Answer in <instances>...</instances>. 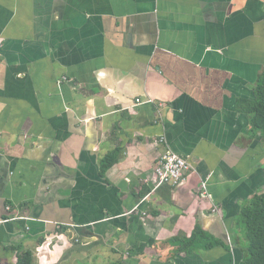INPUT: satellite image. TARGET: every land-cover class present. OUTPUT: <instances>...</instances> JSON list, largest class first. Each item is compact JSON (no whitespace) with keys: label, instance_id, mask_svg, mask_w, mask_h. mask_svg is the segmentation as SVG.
<instances>
[{"label":"crops","instance_id":"1","mask_svg":"<svg viewBox=\"0 0 264 264\" xmlns=\"http://www.w3.org/2000/svg\"><path fill=\"white\" fill-rule=\"evenodd\" d=\"M263 73L264 0H0V264L15 247L32 264H242L264 137L239 101ZM168 147L194 168L155 188Z\"/></svg>","mask_w":264,"mask_h":264},{"label":"trees","instance_id":"2","mask_svg":"<svg viewBox=\"0 0 264 264\" xmlns=\"http://www.w3.org/2000/svg\"><path fill=\"white\" fill-rule=\"evenodd\" d=\"M244 112L251 116V126L254 134L261 133L264 137V73L260 78L255 91V98L240 99ZM122 157V151L116 149L107 154L101 160V172L104 175L109 168L119 162ZM241 222L246 229V238L248 243L247 254L242 264H264V193L256 195L248 206L244 208L241 214ZM204 231L198 225L195 232L189 237V242L196 244V241L206 237ZM219 243L207 241V246ZM17 251V264H32L33 252L28 249L15 247ZM114 264H123L122 261Z\"/></svg>","mask_w":264,"mask_h":264},{"label":"built area","instance_id":"3","mask_svg":"<svg viewBox=\"0 0 264 264\" xmlns=\"http://www.w3.org/2000/svg\"><path fill=\"white\" fill-rule=\"evenodd\" d=\"M141 103V99L137 100ZM167 138L165 135L160 136V141L167 143ZM194 168L193 164L188 158L180 155L179 153L173 151L169 147L158 159L155 166V175L152 178L153 185L158 188L165 184H170L173 186H179L188 181L189 172ZM201 196L212 200L213 195L209 192L207 182L203 181L201 184ZM10 210L11 208L8 207ZM214 211H219L217 206H214Z\"/></svg>","mask_w":264,"mask_h":264}]
</instances>
